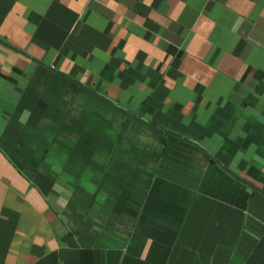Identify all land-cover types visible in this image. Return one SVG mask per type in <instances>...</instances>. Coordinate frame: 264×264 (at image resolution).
Wrapping results in <instances>:
<instances>
[{
  "label": "crops",
  "instance_id": "0c3cea01",
  "mask_svg": "<svg viewBox=\"0 0 264 264\" xmlns=\"http://www.w3.org/2000/svg\"><path fill=\"white\" fill-rule=\"evenodd\" d=\"M255 188L264 0H0V264H264Z\"/></svg>",
  "mask_w": 264,
  "mask_h": 264
},
{
  "label": "water",
  "instance_id": "95a60500",
  "mask_svg": "<svg viewBox=\"0 0 264 264\" xmlns=\"http://www.w3.org/2000/svg\"><path fill=\"white\" fill-rule=\"evenodd\" d=\"M148 123H149L152 127L161 130L162 132H164V133L167 134V135H170V136H172V137H175V138L181 139V140H183V141H185V142H189V143H193V144H195L194 142H192L191 140H189V139L186 138V137H183V136H181V135H178V134H175V133H173V132H170V131H168V130H166V129L160 127V126H157L156 124H153L152 122H149V121H148ZM196 145H197V144H196ZM211 157H212V159L215 160V162H216V163H217L222 169H224L226 172H228V173H229L230 175H232L233 177H235V178H237V179L243 181L241 178L237 177L235 174L231 173L227 168H225L224 166H222V165H221V164H220V163H219V162H218L213 156H211ZM255 190H256L257 192H259L261 195L264 196V193H263L262 191H260V190H258V189H256V188H255Z\"/></svg>",
  "mask_w": 264,
  "mask_h": 264
},
{
  "label": "trees",
  "instance_id": "16d2710c",
  "mask_svg": "<svg viewBox=\"0 0 264 264\" xmlns=\"http://www.w3.org/2000/svg\"><path fill=\"white\" fill-rule=\"evenodd\" d=\"M210 157H211V155H210ZM211 161L215 162V160H214V159H212V157H211ZM215 163H216V162H215Z\"/></svg>",
  "mask_w": 264,
  "mask_h": 264
}]
</instances>
